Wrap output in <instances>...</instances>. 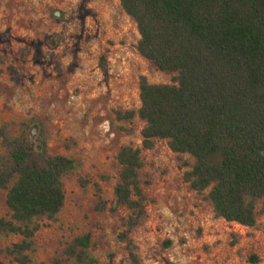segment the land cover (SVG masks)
Segmentation results:
<instances>
[{
	"label": "rangeland",
	"instance_id": "obj_1",
	"mask_svg": "<svg viewBox=\"0 0 264 264\" xmlns=\"http://www.w3.org/2000/svg\"><path fill=\"white\" fill-rule=\"evenodd\" d=\"M139 38L120 0H0V123L36 118L44 124L51 153L81 164L63 180L66 205L58 220L45 222L35 237L32 264H55L66 244L85 234L92 235V254L100 264H131L118 239L130 212L98 211L95 184L110 206L118 152L142 147L145 122L116 115L140 108V78L172 83V75L140 56ZM12 132L18 135L16 127ZM142 157L147 218L129 236L139 264H253L252 256L264 264V212L254 228L218 219L205 195L183 180V162L193 163L189 155H176L158 141ZM81 179L89 184L84 187ZM5 195L0 218L8 212ZM258 210L264 211V201ZM19 240L0 236V262L16 264L3 251Z\"/></svg>",
	"mask_w": 264,
	"mask_h": 264
},
{
	"label": "trees",
	"instance_id": "obj_2",
	"mask_svg": "<svg viewBox=\"0 0 264 264\" xmlns=\"http://www.w3.org/2000/svg\"><path fill=\"white\" fill-rule=\"evenodd\" d=\"M120 5L136 24L140 56L173 77L171 84H151L142 76L140 108L116 111L120 121L145 122L142 147L120 149L115 201L109 206L96 183L97 210L130 212L118 239L131 264H139L129 236L147 218L142 153L166 141L172 153L193 159L181 166L183 180L205 195L216 218L256 227L264 212L258 210L264 201V0H120ZM57 42L53 37L51 46ZM106 64L103 56V70ZM80 168L74 158L51 153L44 124L36 118L0 123V203L5 192L8 210L0 218V236L20 239L3 251L13 263L32 264L37 233L45 222H56L66 205L64 178ZM92 247V235L79 236L55 264H100ZM250 262L259 259L252 256Z\"/></svg>",
	"mask_w": 264,
	"mask_h": 264
}]
</instances>
